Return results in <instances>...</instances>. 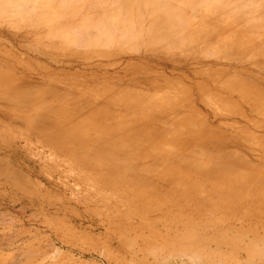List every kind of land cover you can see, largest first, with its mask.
I'll use <instances>...</instances> for the list:
<instances>
[{
	"label": "rangeland",
	"instance_id": "1",
	"mask_svg": "<svg viewBox=\"0 0 264 264\" xmlns=\"http://www.w3.org/2000/svg\"><path fill=\"white\" fill-rule=\"evenodd\" d=\"M53 1L0 20V264H264V0Z\"/></svg>",
	"mask_w": 264,
	"mask_h": 264
},
{
	"label": "bare ground",
	"instance_id": "2",
	"mask_svg": "<svg viewBox=\"0 0 264 264\" xmlns=\"http://www.w3.org/2000/svg\"><path fill=\"white\" fill-rule=\"evenodd\" d=\"M70 1H74V0H70ZM80 1V0H79ZM82 1V0H81ZM80 1V2H81ZM98 1V2H97ZM96 2L97 3H99L100 1H102V2H100L99 3V5L102 3V4H105V2L103 1V0H97ZM105 1H107V0H105ZM115 1V0H114ZM113 1V2H114ZM117 1V3H116V5H115V7H114V9H112L113 7L112 6H106L107 8H111V10L113 11V10H115V8H118V9H120L121 11H120V13L122 12V8L118 5V0H116ZM127 1H129V0H127ZM146 1V0H145ZM156 1V0H155ZM162 2H163V0H161ZM166 1V0H165ZM170 1V0H169ZM174 1V0H173ZM173 1L171 2V3H173ZM178 1V0H177ZM182 1V0H181ZM187 0H183V2H186ZM234 1V0H233ZM61 2H63V1H61ZM60 2V3H61ZM65 2H66V0H65ZM120 2V1H119ZM130 2H131V0H130ZM142 2H143V0H142ZM151 2H153V0L151 1ZM175 2H176V0H175ZM179 2V1H178ZM177 2V3H178ZM192 2V1H191ZM198 2V1H197ZM204 2H207V0L206 1H204ZM214 2H216V1H214ZM255 2V1H254ZM111 3H112V1H111ZM132 3V2H131ZM130 3V4H131ZM136 3L138 4V6L140 5V0H138V1H136ZM136 3L134 4V5H136ZM144 3H147V2H144ZM150 3V2H149ZM149 3H147V4H149ZM171 3H169V4H171ZM193 3H195V1H193ZM216 3H218V2H216ZM227 3V2H226ZM225 3V4H226ZM62 4H65L66 5V3H62ZM62 4H60V6L62 5ZM106 4H108V3H106ZM120 4H121V2H120ZM122 4H124V3H122ZM127 4V3H126ZM128 4H129V2H128ZM127 4V5H128ZM151 5H152V3H150ZM155 4V3H154ZM163 4H164V2H163ZM167 5H168V3H166ZM176 4V3H175ZM175 4H172V6H174ZM179 4V3H178ZM192 4V3H191ZM195 4H198V3H195ZM203 4V3H202ZM259 4V3H258ZM110 5V4H109ZM117 5H118V7H117ZM133 5V4H132ZM143 5V10H148L147 12H148V15H147V13L144 11V13L145 14H143V11L141 10H138V9H140L139 7L137 8V5L135 6L136 8V13L135 14H137L136 15V17H135V19L137 18V20H138V13H139V15L140 14H142L141 15V18H140V20L139 21H135L134 20V22L137 24H139L140 23V26H138V27H140L139 29H138V31L140 32V35L141 36H143V37H141L142 39L144 38V35L145 34H143V30L144 29H146V31L148 30V35H147V33H146V35L148 36V41H151V42H153V43H157L158 41H160V40H165L164 42L166 43V40H168L169 41V39H171L174 35H176V33H177V31L176 30H171V28H174V27H172V26H170L171 25V23H170V25H168V23L167 22H164L163 20H162V16H167V17H169L170 18V15L168 14V12H169V9L168 8H166L167 9V11L168 12H166L164 9H165V7L167 6H165V5H162L163 7H164V9H162V10H164L165 12H166V14H164V12H162V16H161V14L160 15H158L159 14V12H158V10L157 9H159L158 8V6L157 5H155L156 7H157V9H155V13H154V8H153V12H152V10L151 9H149L148 7H147V5L144 7V4H142ZM186 5V4H185ZM185 5H183V6H185ZM201 5V4H200ZM261 5V4H260ZM97 5H95V0H94V2L92 1L91 3H89V1L88 2H85L84 3V5L82 6V7H80V8H78V10H74V11H76L75 13H78V15L77 16H75L74 18H71V22H66V23H64V24H60V27H62V28H70V29H68V31H70L71 32V29H81L82 30V32L83 31H85L86 33H87V35L88 34H91V35H104V34H107V33H109L110 32V30L111 29H113V28H115V22L113 23L112 21L114 20V19H111L112 17H107L106 16V18L105 19H108V20H111V23L109 24L108 23V21H105L104 22V20H103V24L101 25V26H99V25H91V26H89L90 25V23H89V25H87V24H85L86 23V21L89 19V17L91 16V14L92 15H94L95 16V11H97V7H96ZM141 6V5H140ZM168 6H170V5H168ZM172 6H170L171 8H172ZM177 6V5H176ZM188 6H189V4H188ZM192 7H194V6H196V5H191ZM243 6V5H242ZM72 7V6H71ZM100 7H101V5H100ZM99 7V8H100ZM129 5L127 6V8H125V10H126V12L128 13V14H131V17H133L134 15H132V13H134V11H133V6H132V8L131 7H129ZM169 7V8H170ZM179 5H178V10H179ZM54 8V1L53 0H0V20H3L4 18H6V19H9V20H19V19H24V18H29V19H31V18H35L37 15H42V14H44L45 12H49V11H51L52 9ZM69 8V7H68ZM107 8H100V11H98L97 13H99L100 12V14L101 13H107V14H109L108 12H110V16H112L111 15V11H107ZM132 9V11H131V9ZM148 8V9H147ZM170 8V9H171ZM183 8V7H182ZM202 8V7H201ZM242 8V7H241ZM264 8V7H263ZM74 9V8H73ZM185 9V8H184ZM184 9H183V11H184ZM217 9V8H216ZM221 9V8H220ZM257 9V8H256ZM124 10V11H125ZM128 10H130L131 11V13H130V11L128 12ZM156 10H157V12H156ZM160 10V9H159ZM172 10V9H171ZM175 10V9H174ZM177 10V9H176ZM194 10L196 11V9H195V7H194ZM258 10V9H257ZM74 11L73 12H71L72 14H74ZM116 11V10H115ZM138 11H140V12H138ZM243 11H244V9H243ZM171 12H173V11H171ZM176 12H179V11H176ZM194 12V11H193ZM245 12V11H244ZM117 13V12H116ZM127 13H125L126 15H127ZM154 14L155 15V17H156V19H154V20H152L151 18H153L151 15H149V14ZM161 13V12H160ZM258 13V12H257ZM66 14V13H65ZM64 14V15H65ZM72 14H70L69 15V13H68V16L69 17H72ZM103 14L102 15H100V16H102V18H104L103 17ZM157 14V15H156ZM176 14V13H175ZM193 14V13H192ZM115 15V14H114ZM118 15V14H117ZM116 15V16H117ZM145 15H146V17L147 16H149V19L150 20H146L144 17H145ZM173 15V14H172ZM178 15V14H177ZM179 15H183V14H179ZM178 15V16H179ZM93 16V17H94ZM122 16V17H121ZM120 17L118 16L117 17V19H116V22L118 21V25H117V27H118V29H120V32L122 33L123 31H121L123 28H122V21L124 20L125 21V19H126V16H124V18L125 19H121V18H123V15H121ZM130 16V15H129ZM138 16V17H137ZM159 16H161V18L159 17ZM176 16V15H175ZM174 16V17H175ZM62 17H63V19H64V16L62 15ZM172 17V16H171ZM177 17V16H176ZM183 18H184V16H183ZM99 19H100V17H99ZM159 19V20H158ZM171 19H173V18H171ZM175 19V18H174ZM59 20V19H58ZM101 20V19H100ZM101 20V21H102ZM122 20V21H121ZM127 21H125V23H124V21H123V23L127 26V24H129L130 25V27L131 28H133L134 26H132V22H133V18H130V17H128V15H127V19H126ZM130 20V21H129ZM155 20H157L159 23L157 24L156 23V21ZM160 20H161V22L163 23L164 22V28L165 29H167V27H168V29L169 30H165L164 28H163V26L161 27V25H159L161 22H160ZM164 20H168V19H166V18H164ZM176 20V19H175ZM186 20V19H185ZM263 20V19H262ZM132 21V22H131ZM169 21V20H168ZM93 22H94V20H93ZM129 22V23H128ZM245 22H247V21H245ZM259 22V21H258ZM261 22V21H260ZM135 23H133V24H135ZM161 23V24H162ZM167 23V24H166ZM175 23V22H174ZM244 23V22H243ZM91 24H93V23H91ZM95 24H97V21H95ZM98 24H100V23H98ZM119 24H120V26H119ZM123 24V25H124ZM246 24V23H245ZM249 24V23H248ZM144 25V26H143ZM192 25H199V23H197V22H194ZM180 26V25H179ZM125 27V26H124ZM128 27V26H127ZM127 27H125V31H127L126 30V28ZM176 27V26H175ZM263 27V26H262ZM122 28V29H121ZM135 28V27H134ZM163 28V29H162ZM257 28V27H256ZM117 28L115 29V30H118ZM67 30V29H66ZM114 30V29H113ZM134 30V29H133ZM181 30V29H180ZM180 30H178L179 32H182L180 35L181 36H183V34L185 33L183 30L182 31H180ZM185 30H186V28H185ZM73 31V30H72ZM77 31L78 30H76L75 31V33H77ZM168 31L170 32V33H168ZM176 31V32H175ZM74 32V31H73ZM80 32V34H82L83 35V33L81 32V31H79ZM112 33L114 32V31H111ZM119 32V33H120ZM134 32V31H133ZM137 32V31H136ZM120 33V34H121ZM129 35H132V31H131V33L130 32H127ZM135 33V32H134ZM133 33V34H134ZM144 33H145V30H144ZM172 33H174V34H172ZM114 34V33H113ZM115 34H116V32H115ZM137 34V33H136ZM170 34L172 35L171 36V38H169L170 37ZM186 34V33H185ZM118 35V34H117ZM123 35V37H125L126 35H124V34H122ZM179 35V37H181ZM77 37L79 36L78 35V33H77V35H76ZM85 36V35H84ZM90 36V35H89ZM87 36V38H90L91 39V37L92 36ZM109 36V35H108ZM177 36V35H176ZM186 36V35H185ZM96 38L98 37V36H95ZM104 37H106V36H104ZM113 37V36H112ZM119 39H122L123 40V37L121 38V36L119 35ZM127 37H128V35H127ZM184 37V36H183ZM190 37H191V35H190ZM84 38V37H83ZM83 38H81V39H83ZM95 38V39H96ZM102 38V37H101ZM147 38V37H146ZM77 39V38H76ZM80 39V37L78 38V40ZM92 39H93V37H92ZM104 39V38H103ZM176 39V38H175ZM174 39V40H175ZM178 39V38H177ZM75 40V39H74ZM97 40H99L100 41V39H98L97 38ZM97 40H91L92 42H96ZM106 40V39H105ZM80 41V40H79ZM103 41V40H102ZM120 41V40H119ZM157 41V42H156ZM163 41H161L162 43H163ZM167 41V42H168ZM71 42H74V41H71ZM104 42V41H103ZM75 44H77V42H74ZM160 43V42H159ZM158 43V44H159ZM169 43V42H168ZM85 44V43H84ZM90 44V43H89ZM161 44V43H160ZM167 44V43H166ZM175 44V43H174ZM88 45V44H87ZM94 45V44H93ZM104 45V44H103ZM173 46V45H172ZM177 49H178V46H177ZM228 59V58H227ZM199 91V90H198ZM209 174V173H208ZM204 176V175H203ZM207 176V175H206ZM206 178V177H205ZM217 179V178H216Z\"/></svg>",
	"mask_w": 264,
	"mask_h": 264
}]
</instances>
